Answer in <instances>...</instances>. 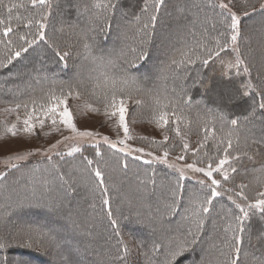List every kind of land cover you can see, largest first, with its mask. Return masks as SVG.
<instances>
[{
    "label": "trees",
    "instance_id": "trees-1",
    "mask_svg": "<svg viewBox=\"0 0 264 264\" xmlns=\"http://www.w3.org/2000/svg\"><path fill=\"white\" fill-rule=\"evenodd\" d=\"M176 1L180 0H163L158 5L157 0H48L44 5L34 6L31 0H0V103L6 102L17 111L35 109L42 117L46 108L56 103L50 98L62 97L66 92L83 90L104 105V95L118 91L113 81L123 88H148L153 100H149L150 103L147 98V103L142 98L138 100L137 111L133 108L138 118L152 112H189L188 117L193 119L190 128H195L196 140L186 133V150L204 147L210 158L228 138L222 132L245 146L256 141L240 151L243 155L234 162L236 171L229 177L237 186L242 183L234 177L257 178L260 176L257 173H264V111L260 107L264 100L251 93L250 88L247 89L249 94L243 95L247 84H255L252 70L250 77L243 73L237 75L233 68L232 72L224 74L228 72V60L234 63L237 55L241 59L242 53L240 56L228 47L215 55L217 41L224 44L231 30L227 11L213 0H181L189 2L194 9L184 19L189 31L182 34L174 50H192L200 56L191 58V63L188 60L180 63L166 56L162 58L163 68L150 81L138 77L154 59L152 43L157 33L162 28L175 30L176 25L172 27L171 24L179 21L173 10ZM97 3L101 6L97 7ZM113 4L115 7L111 6ZM244 4L248 6L247 1ZM76 8L84 14L78 20ZM245 13L242 22L253 32L256 25L264 27V8L258 6ZM153 14L156 15L154 26ZM60 17L64 18H61L64 25L73 24L78 28L71 35L79 38L77 46L83 50L77 53V59H82L73 67L60 59L64 54L60 52L62 42L59 39L64 38V33L61 36L54 30L61 22ZM118 17L121 19L119 31L115 29ZM146 23L148 28L144 27ZM41 24L44 39L39 37ZM9 27L12 31L4 35ZM55 32L59 38L53 34ZM71 35L68 38H72ZM33 40L35 42L29 46L28 41ZM113 41L118 44L115 46ZM22 48L27 51H20ZM94 49L95 56L91 58L90 52ZM17 51H20L18 57ZM141 51L148 53L147 59L138 62V69L129 71L135 84H123L122 70ZM255 51L263 65L264 46ZM210 54L211 59L205 65L203 60ZM83 63L92 66L91 70L80 69ZM245 66L247 62L243 61L241 69ZM160 98L163 100L154 105L153 102L157 103ZM232 120L237 123L233 125ZM45 126L44 123L42 127ZM97 146H87L72 156L28 161L0 178V243L7 245L0 249V262L130 264L132 255L124 249L127 239L131 238L136 244L137 255L141 254L140 259L136 255L133 259L140 264H169L170 253L181 244L186 245V250L172 264H231L235 241L229 225L236 224L235 217L240 212L237 211L238 203L229 199L228 193L215 196L209 211L197 217L193 212L199 203L211 196V186L193 178L181 179V174L166 164L146 163L105 144ZM176 147L185 148L182 140ZM199 151L195 152L198 161H208ZM97 170L101 174L99 177ZM76 173L84 176L85 186L76 188L75 184L62 183L70 197L64 193L55 200L49 190L56 185L58 177L70 180L77 177ZM122 176L130 177L121 181L120 191L132 183L141 190L135 203L125 199L133 198L131 192L122 195L118 187L116 190L113 185L111 189L108 185L104 187L109 181L119 183ZM156 179L162 181L161 188L155 186ZM26 188L27 192L22 193ZM247 193L244 195L249 202ZM210 217H213L211 221ZM198 219L203 220L199 227ZM253 219L249 222L252 229L247 230L243 239L244 247L237 264L264 262V237H260L264 232V219L259 214ZM207 228L212 234L206 232ZM193 238L195 243H191ZM212 240L216 241L214 250L210 249L212 257L206 254L204 262H199L197 251L202 249L204 241L210 243ZM121 256L124 258L120 259Z\"/></svg>",
    "mask_w": 264,
    "mask_h": 264
},
{
    "label": "rangeland",
    "instance_id": "rangeland-1",
    "mask_svg": "<svg viewBox=\"0 0 264 264\" xmlns=\"http://www.w3.org/2000/svg\"><path fill=\"white\" fill-rule=\"evenodd\" d=\"M180 1H176L173 3V10L176 11V14L178 15L177 20H179L178 22L171 24L172 27L176 25L175 30L169 31L167 29L162 28L157 33L156 38L152 43L153 48L151 55L152 57L154 56V59L150 62L147 70L142 71L138 75L139 78L140 77L145 79L148 78L149 79L148 81H150V78L152 76H156L157 73L160 72V69L163 68L162 58H165L166 56H171L175 60L178 59L179 60L178 62H180L181 60L184 61L189 59L191 60V58L193 57L200 56V53L194 54L192 53V50L190 51L174 50L176 49V47H178L177 44H179L180 41L179 39L183 37L182 34L189 31L186 30V26H185L186 23L184 22V19L186 18L187 15L190 14L189 13L190 10L194 9V7L189 2H185V1L180 2ZM213 1L218 6L221 3L227 4L228 8H222V9L227 11L228 13H229V9H231L232 12L236 13L239 16L240 35L238 37L235 47L238 49L237 54H240L241 56L242 53L244 60H242L243 59L242 56H241V60L247 62V66L245 67L247 68L249 67L248 73H244V71L241 69L242 67L241 64L239 72L240 74L242 73L247 74L250 77L251 74L249 72L250 70L253 71L251 77L253 80L255 79V84L253 86V84L251 83L252 87L250 88V92L256 94L258 98L261 97L263 101L264 100V63L262 62L263 63L262 65L260 63V59H258L254 53L256 52L255 49H258V47L260 46L261 47L264 46V27L260 23L261 25H256V27H254L253 29L254 32H253L248 25L243 24L242 19L244 17L243 14L246 11H251L252 9L257 8L258 6L261 7V4H264V0H213ZM246 1L248 2V6L244 4ZM77 12H78V16H76V19L78 20L79 17L83 16L84 14L81 15L79 13V10H77ZM61 18L62 17H60L59 19L61 20V22L58 23L57 27L54 28V30H56L57 33L59 32L61 36L62 33H64L63 34L64 38L59 39L62 42L60 52L64 54L65 56L64 59L66 60V63L69 66L73 67L75 63L77 62L79 63V60L82 59V58H80L79 60L77 59L78 57L77 53H81V51L83 50L81 49V47L77 46V42L79 38H77V35L74 36L71 35V34H75L78 28L74 27L73 24L64 25L65 22L62 21V19L64 18L62 19ZM116 21H117L116 23L117 28L115 29L119 31V22L121 21V19L118 17ZM43 24L44 26L47 25L46 23ZM196 24L197 23H194V25ZM56 32L53 34H55L58 37ZM228 34H229L228 39L224 42L228 43L229 47L233 50V46L231 45V41H230L231 30L228 31ZM70 35L72 38H68V36ZM119 36H121V34ZM56 39H52V40L59 45ZM117 41L116 42L113 41L115 46L116 44H118ZM214 49L216 50L217 46ZM95 51L96 49H94L92 53L90 52L91 58L92 56H95ZM102 51L105 52L106 50L105 51L102 50ZM65 53H67V55H65ZM67 57L69 59H67ZM230 63L232 62L228 60V64ZM82 65L80 69L87 67L86 69L91 70L92 66L89 65L84 66V63ZM233 69L237 74V70L235 68ZM227 71L228 74L232 72L230 69H227ZM259 72L263 74L260 75ZM113 84L118 87V91L120 89H124L125 92L129 91L132 96V99L128 101L127 113L125 117V122L129 130L128 137H125L123 128L119 126L118 118L117 117L110 118L106 116L104 114V105H102V102L94 101V99H92L90 95H88L83 90L71 91L72 95H68L69 92L63 94L62 97L64 96L67 97L66 105H61L60 108L58 109V111H60L64 106L68 107V109L72 113L73 123L77 129L76 132H73L65 125L59 123V118H57V124L53 125L52 120L49 118V116H46L43 113L44 116L39 117L38 112L37 111L35 112V109L28 111H17L15 107L7 104L6 102L5 103L1 102L0 103V178L4 177L11 169H15L16 167L28 161H34L41 158L50 159L55 157L72 156L75 155L76 153H81L82 150L85 149V147L87 146H97V145L99 146L100 144H105L111 148L117 149L125 153L128 156L142 160L146 163H152V161H154V162L166 164L172 167L173 169H175V171L179 172L180 174H183V177L185 178H193L194 180H198L200 182L203 181L204 184H207L212 188L215 187L219 195H225L228 193L227 195L231 196L234 202L244 207H246L249 203H254L255 200L258 198V193L264 192V183L258 181L256 177L249 178L245 176L248 179H246L245 177H234L236 180L240 181L242 185L245 186L243 189H241L240 186L233 184L234 182L231 181L232 178L229 177L234 174V172L232 171V168H234L233 167L234 162L243 155L242 153H240V151L245 149L247 146H250L252 144L254 145L253 141H250V143L245 146L240 141H236L233 136L230 137L228 136L227 133L222 132L221 134L224 137L226 136L228 138L223 140L224 143L220 144V149H216V154L213 156V158L209 157V153H206L204 147H201L200 149L198 148V146H196L191 151L186 150V148L184 147L182 150H180L179 148L177 149L176 146L178 142L181 140L184 146L185 144L188 146V143L185 142L186 138H184V135L186 133H190V136L192 137L193 141L196 140V137L194 136L195 128H193V130H191L190 128L192 123L191 121L193 119L188 117L187 114L189 112L180 113V112H175L174 110L170 111L168 117V123L165 126L160 127L157 124V117L159 115L158 113L155 114L154 112H152L151 115L143 114L141 115L142 117L139 118L137 117V115L134 114L137 111V109L135 110V106L139 99L142 98L143 100H145V103H147V99H148V103H150L149 100H153V95L148 91L149 90L148 88H143V89L125 88V87L123 88L119 86V83L118 84L113 83ZM255 89L258 92H256ZM226 90L228 91V89ZM161 99L162 98L158 100ZM153 104L155 105L158 103L154 101ZM89 106H91V108L98 109V111H91ZM133 108L135 112H133ZM262 109L264 111V108ZM41 111L39 112L41 113ZM173 112L175 113V115H172ZM29 116L32 117L31 122L35 125L30 133L25 132L23 130L25 127L24 120L28 119ZM36 121L37 123H35ZM40 121H43V124L44 123L46 124L44 128L42 127L43 125L41 126V124H38ZM13 125H15V129H14L16 132L15 135H13L12 132L9 131V129L12 128ZM81 133H91V135H81ZM165 137H167V139H165ZM229 140H231L230 148L228 147ZM120 141H124V142L120 143ZM74 147H78L80 151L72 152V149ZM226 148H227V153L225 152ZM137 149H139L140 151H137ZM198 150H200L199 152L201 154L203 153V155L206 156V158L209 160L206 161L200 159V161H198L197 159L198 155L196 156L195 154V152L198 153ZM165 152L168 153L167 157L164 156ZM19 155H23L25 158L16 159L15 157ZM87 155H89L90 157L89 159L92 158V156L89 153H87ZM225 155L228 156L227 163H225L220 168V170L213 172V178L220 182L218 187L215 185H211V181L208 179V177H206L203 174V172H196L192 168L188 167V165H194L195 168L207 169L208 165L211 164L213 168H215V166L219 163L221 159L225 157ZM224 172H226L228 175L227 180L223 178L222 173ZM257 174L261 176L264 173L261 172ZM75 176L77 177L71 178L70 180L60 176L58 177V182L56 183V185L52 186V189L49 190V192L53 193L54 199L58 195L66 193V191L62 187V183L75 184L76 188L85 186L84 183L86 179L84 178V176L79 173H76ZM127 177L128 176L120 177L119 183H113L112 181H109L107 184L104 183V187L108 185L111 189V186L113 185V187H115V190L118 187L120 191V187L122 185V184L120 185V183L121 181L125 182V178ZM38 178L41 177L39 176ZM155 181H156L155 186L157 188H161L163 186V183L160 179H156ZM133 185H137V184L132 183L131 186L128 185L127 187H125L124 188L125 190L122 189V191H120L122 195L125 192L132 193L134 199L133 198L130 199L128 197L125 198L129 200L130 203H135V200L139 199V193L141 191L136 186ZM27 190L28 188L24 189L22 193L27 192ZM241 190H243V193L248 192L247 195L251 199V201L249 202H247L246 200L244 201V199H241L239 196L236 195V193L240 192ZM66 196H69L68 192L66 193ZM21 197H17V198L21 199ZM75 203H77V201H75ZM237 211H239V209ZM257 214L262 216V214L256 209L249 210V219L245 221L246 228H245V233L242 234V242L239 245L240 249L244 247L243 239L248 234L247 230L250 231V229H252L249 222L255 220L253 219V217ZM238 215H242V214L237 213L236 216ZM212 219L213 217H210L209 221H211ZM206 232L212 234V232H210L208 228L206 229ZM215 243L216 241L210 243L204 241L202 249H200V251L199 252L197 251L196 253L197 254L196 257L197 256L199 257V262H204V260L206 259V258L203 259L204 256L207 257L208 255V257H212L213 252L210 249L213 248L214 250ZM135 246H136L135 242L131 238H128L126 243V248L130 253V255H132L130 264H140L137 259H140L138 256L141 254L137 255L138 252L135 249ZM208 251L209 252L211 251L210 252L211 255L208 253ZM133 255H136V257L138 258L136 260L133 259Z\"/></svg>",
    "mask_w": 264,
    "mask_h": 264
},
{
    "label": "snow or ice",
    "instance_id": "snow-or-ice-1",
    "mask_svg": "<svg viewBox=\"0 0 264 264\" xmlns=\"http://www.w3.org/2000/svg\"><path fill=\"white\" fill-rule=\"evenodd\" d=\"M32 4L35 6L36 4H40V5H44L48 2V0H31ZM163 0H157V4L159 5L160 3H162ZM97 7H100L101 4L97 3L96 5ZM108 6V5H105ZM112 7H115V5H111ZM221 8H228L227 4L221 3L219 5ZM261 8H264V4H261ZM158 10V9H157ZM9 11H11V9H9ZM229 15H230V23L228 24V27L231 29V35H230V41H231V45L233 46V51L234 52H238V49L235 47L236 42L238 40V37L240 35V18L239 16L232 12L231 9H229ZM245 15H247V13H245ZM156 21V15L153 14L151 16V22L154 26V23ZM41 29L44 27L43 24L40 25ZM145 28H148L149 25L146 23L144 25ZM12 29L6 28L4 31V35H8L9 32H11ZM39 37L40 39H44V35L43 32L41 31L39 33ZM21 39H24V37H21ZM35 41H28L29 46H31L32 43H34ZM85 47H88V45H85ZM229 47L228 43H224L221 44L219 41H217V51L215 52V55H219L221 51H224L225 49H227ZM20 51H27V48H22ZM20 51L16 52V56L18 57L20 55ZM65 55H67V53H65ZM186 55V54H185ZM148 53L146 51H141L139 53V55L136 57L135 60L130 61L128 63V67L123 69V73L124 76L122 77V83L123 84H135V79L134 77H131L129 75V71L132 69H138V62L139 61H145L147 59ZM61 60L64 59V56L60 57ZM211 59V54L209 55L208 58L203 60V63L206 65L208 63V60ZM10 62V61H9ZM192 61L189 59L188 63H191ZM173 63H177V61H173ZM180 63H183V61H180ZM243 64V61L240 59L239 55H237L236 60L234 63H230L227 65L228 69H232L235 68L237 70V75L240 74L239 69H240V65ZM244 73H248V68L245 67L243 69ZM225 75H227V72L224 73ZM111 78V77H109ZM113 83H115V81H113ZM252 85L251 83L247 84L245 86V91L243 92L244 96H247L249 94L248 90L249 88H251ZM68 95H72V92L70 91L68 93ZM51 100L56 101L55 104H50L44 114L46 116H49V118L52 120L53 125L57 124V118H59V123L65 125L67 128L71 129L73 132H76L77 129L73 123V117H72V113L70 112V110L68 109L67 106H64L62 108V110L58 111V109L60 108L61 105H66V101H67V97H55L52 96L50 98ZM132 99V96L130 94V92H125L124 89H120L119 91H112L111 94H105L103 97V104H104V114L108 117H117L118 118V124L120 127L123 128L124 130V134L125 137H128L129 134V130H128V126L125 122V117H126V113H127V104L128 101ZM139 102V101H137ZM157 103H159V100L157 101ZM164 107H167V105H164ZM261 108H264V104L260 105ZM91 111H98V109H94L91 108V106H89ZM172 115H175V113L173 112ZM168 117H169V113L166 111H161L157 117V124L160 127L165 126L168 123ZM178 119V117H177ZM32 117L29 116L28 119L24 120V131L25 132H31L32 128L35 126L32 122ZM41 126L43 125V121H40ZM231 123L233 125H235L237 123L236 120H232ZM15 125L12 126V128L9 129L10 132H12L13 135L16 134L15 132ZM81 135H91V133H81ZM107 139V138H105ZM165 139H167V137H165ZM124 141H120V143H123ZM253 143H257L256 141H253ZM114 146V145H113ZM228 147H231V140L228 141ZM185 148H187V145L185 144ZM80 151V149L78 147H74L72 149V152H78ZM137 151H140L139 149H137ZM225 152L227 153V148L225 149ZM168 153L165 152L164 156L167 157ZM16 159H24L25 157L23 155H19L17 157H15ZM228 161V156L225 155V157L223 159H221L219 161V163L215 166V168H213V166L211 164L208 165L207 169H203V168H195L194 165H188L189 168H192L194 171L196 172H203V174L208 177V179L211 181V185H215V186H219V181L213 178V172L214 171H218L220 170V168L227 163ZM89 163H91V161H89ZM232 171L235 172L236 169L232 168ZM96 175L99 177L101 174L100 172L97 170L96 171ZM223 178L225 180L228 179V175L226 172L222 173ZM181 179H183V174H181ZM257 180L264 183V174H262L261 176L257 177ZM201 183H203V181H201ZM178 187H182L180 185H178ZM241 189H243L245 186L241 185L240 186ZM175 195V193H174ZM219 195V193L217 192L216 188L213 187L211 189V196L208 197L207 199H205L203 202L199 203L198 207L196 210H194L193 215L199 217L200 213H207L209 211V205H211L212 203V199ZM237 196H239L241 199L247 200V197L244 195L243 190H241L240 192L236 193ZM229 199H231V197H229ZM105 204L108 203L107 200L104 201ZM173 212L175 211L176 205L175 203L171 206ZM237 208L239 209L240 213L242 215H238L235 217L236 220V224L233 225H229V228L232 229L233 235H232V239L235 241V244L233 245L232 251L234 254V258L231 259V264H237V261L239 260V254H240V247L239 245L242 242V234L245 233V221H247L249 219V210L251 209H256L258 210L261 214H262V218H264V192H260L258 193V198L255 200L254 203H249L246 207L241 206L239 204H237ZM113 223H115V221H113ZM203 223L202 219H198L197 224L198 227L199 225H201ZM260 237H264V232H262L260 234ZM30 239V237H29ZM191 243H195V238H193V240L191 241ZM27 246H31V245H27ZM7 245L5 243H0V249L6 248ZM186 250V245L181 244L177 249H175L174 251H172L170 253V259H169V264H172L173 261H175L178 257H180ZM125 253L127 252V248L124 249ZM124 257L121 256L120 259H123ZM0 264H3V262H0ZM262 264H264V262H262Z\"/></svg>",
    "mask_w": 264,
    "mask_h": 264
}]
</instances>
